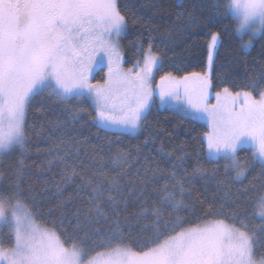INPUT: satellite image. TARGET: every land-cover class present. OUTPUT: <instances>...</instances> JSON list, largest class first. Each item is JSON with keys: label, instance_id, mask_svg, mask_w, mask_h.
Here are the masks:
<instances>
[{"label": "snow or ice", "instance_id": "obj_1", "mask_svg": "<svg viewBox=\"0 0 264 264\" xmlns=\"http://www.w3.org/2000/svg\"><path fill=\"white\" fill-rule=\"evenodd\" d=\"M213 6L220 9V0ZM223 8V15L236 21L235 32L250 36L243 47L251 46L252 37L264 36V0H225ZM127 27L119 0H0V158L18 150L7 190L0 186V264H264V252H258L264 249V183L252 213L242 205L249 202L248 192L255 184L250 181V186L231 191L232 183L247 179L250 161L261 164L254 181L264 179V86L257 87L256 78L236 92L223 88L216 93L215 105L207 102L209 72H165L159 78L161 105L169 104L186 119L208 121L211 130L202 140L213 167H206L197 153L188 171L189 154L181 149L174 160L173 153L166 154L172 160L167 169L146 156L143 173H135L138 182L125 180L131 151L117 148L107 161L104 156H86L85 165L79 142L72 143L63 132L56 137L64 127L59 121L45 137L51 141L42 150L45 159L27 163L31 132L38 137L45 132L43 126L36 131L29 124L28 113L33 100L45 93L67 105L73 121L88 115L117 135L143 126L156 96L152 81L163 61L150 42L143 49L142 66L137 61L122 69L120 40ZM220 36L209 33V69ZM105 58L106 78L91 83ZM73 100L89 103L94 115L83 107L73 108ZM113 143L119 141H109L110 152ZM242 148L251 150L250 157L239 156ZM140 155L137 147V162ZM221 159L231 182L217 179ZM32 167L45 174L60 169L59 180L55 175L52 179L56 203L47 209L51 219L43 223L37 190L32 184L25 187ZM4 177L0 170V181ZM197 177L206 184L216 182L217 192L223 193L221 202L193 195ZM42 183L40 191H49V181ZM72 185L75 195L65 196ZM152 193H159L158 199H151ZM130 196L138 200L132 214L127 213ZM77 197L82 205L68 214L65 209ZM253 218L260 220L254 227L248 223Z\"/></svg>", "mask_w": 264, "mask_h": 264}, {"label": "trees", "instance_id": "obj_2", "mask_svg": "<svg viewBox=\"0 0 264 264\" xmlns=\"http://www.w3.org/2000/svg\"><path fill=\"white\" fill-rule=\"evenodd\" d=\"M216 2L217 0H119L122 12L128 17L126 33L120 40L123 66L130 67L137 61L143 64V49L147 48L151 42L153 51L157 52L163 61V68L154 75L155 84L165 72H172L176 76H182L186 72H209L212 81L209 90L212 92H218L225 87L231 91H239L241 86L250 84L253 78L258 81L257 87L264 86V78H261L264 76V36L252 38L251 46L243 47L250 36L247 34L238 35L235 32L236 21L230 16L226 18L223 15L225 0H220L222 5L220 9L213 6ZM190 17L194 18V22L190 20ZM210 18L212 19L210 20ZM214 31L220 32L221 36L214 52V62L209 69L207 40L209 33ZM101 71L100 69L96 70L95 79L102 80L104 74ZM156 102L154 99L147 120L137 132H125L122 135H117L114 134V131L98 126V122H93L88 115H83L80 120L73 121L66 110L68 106L54 97L49 98L47 93L43 98L37 96L32 102L28 120L30 125H35L36 131H39L43 126L45 132L44 136L40 137L36 136L34 131L31 132V152L28 155L27 163L40 164L45 159L42 150L51 143L45 137L48 135L51 124L59 121L63 123L64 127L61 132L56 133V137H60L63 132L66 133L65 138L70 139L72 143L79 142L81 159L85 165L89 163L84 158L86 156H92L96 160L104 156L107 161L117 148L131 151L133 159L127 166L125 180L138 182L135 173L137 169L143 173L142 165L145 163L146 156L154 164L158 163L167 169L172 160L181 155V149L189 154L185 164L188 171H191L197 153L206 167H213L214 165L209 164L208 157L205 156L206 141L202 140L203 134L211 130L209 125L201 119H186L180 115L179 111L171 107H160ZM70 103L73 108L83 107L88 112H92V108L87 102L80 103L73 100ZM36 109H42V111L37 112ZM92 114L94 115V112ZM146 139L149 140L147 145L144 144ZM110 140L119 141L118 144L111 145V152L109 151ZM137 147L141 152L138 162L135 159ZM101 148H103L102 152ZM37 149L41 151L38 153ZM250 151L248 148H242L238 154L243 159L250 157ZM170 152L173 153L172 160L166 157V154ZM17 158L18 150L0 158V170L5 173L4 179L0 181V186H3L5 190H7L10 182L9 176ZM108 163L111 167L110 161ZM223 163L224 161L221 159L219 162L221 171L217 179H227L231 182L230 177H225L223 173ZM250 164L247 179L243 180V184L232 183L231 191L235 193L238 188L250 186V181L255 184V188H251L248 192L249 202L242 205L248 209L249 213H252L254 198L261 191L260 184L264 183V179L254 181L255 177H259L261 164L258 161H250ZM59 171L60 169L57 167L45 174L32 167L31 175L26 177L25 187L32 184L37 190L39 202L37 210L41 216V223L51 219L47 214V209L56 203V199L52 195L55 191L52 179L55 175V179L59 180ZM116 171L118 172L119 169ZM45 179L49 181V191L41 192L40 190L44 187L42 182ZM76 183H79V180ZM159 183L162 184L164 181L161 180ZM128 187H132V185L129 184ZM192 187L194 196L206 201H212L215 198L217 203L221 202L220 197L223 193L217 192L215 181L206 184L204 179L197 177L193 180ZM68 193L75 195V185L67 187L65 196ZM158 197L159 193L151 194V199H158ZM81 205L82 200L77 197L65 211L71 214ZM137 208L138 200L135 196H130L127 201V213L132 214ZM191 219L195 220V217H191ZM248 223L254 227L260 223V220L253 218ZM136 231L137 229L134 228L133 233ZM97 251H103V249H97ZM258 252H264V249H258Z\"/></svg>", "mask_w": 264, "mask_h": 264}, {"label": "rangeland", "instance_id": "obj_3", "mask_svg": "<svg viewBox=\"0 0 264 264\" xmlns=\"http://www.w3.org/2000/svg\"><path fill=\"white\" fill-rule=\"evenodd\" d=\"M244 35H246V34H244ZM248 35V34H247ZM252 38H254V37H252ZM251 38V39H252ZM250 39V37L247 39V41L246 42H248V40ZM120 52H121V50H120ZM144 59V58H143ZM140 64H142V62H140ZM134 65V64H133ZM132 65V66H133ZM143 65V64H142ZM141 65V66H142ZM120 66H121V68L122 69H124V70H127L128 68H130V67H132V66H130V67H124L123 66V57H122V54H121V59H120ZM97 69L99 70H102L101 72H103V74H104V77L102 78V80H99V79H95V75H96V71L93 73V76H94V78H92L91 79V83H96V82H103V80L106 78V73H107V71H108V68H107V58H105V60H104V63H103V65H98L97 66ZM160 81V80H159ZM159 81L157 80L156 81V84H155V81H154V78H153V81H152V87H153V89L155 90V92H156V96H155V100L157 101L156 103L161 107H171L169 104H167V103H165L164 105H161V102H160V98H159V88L157 87L158 85H159ZM223 90V89H222ZM222 90H220V91H218V92H221L222 93ZM232 92H236V91H232ZM216 93L217 92H212L211 90H209V99H208V104L209 105H215L216 103H217V99H216ZM242 99V98H241ZM227 103H228V105L229 106H231V101L229 100V101H227ZM236 107L237 108H239V104H237L236 105ZM171 108H173V107H171ZM173 109H175V108H173ZM176 110V109H175ZM178 111V110H177ZM201 120H203V121H205L207 124H208V121L206 120V119H202L201 118ZM209 125V124H208ZM135 132H137V130L136 131H129V133H135ZM4 232H5V235H4V244H5V246H8L9 245V243H10V241H9V239H8V237H7V229H5L4 230Z\"/></svg>", "mask_w": 264, "mask_h": 264}]
</instances>
